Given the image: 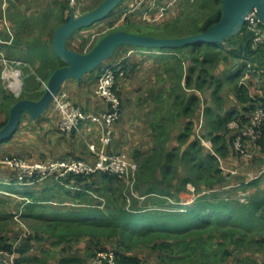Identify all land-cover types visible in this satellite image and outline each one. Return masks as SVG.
Masks as SVG:
<instances>
[{
  "label": "trees",
  "instance_id": "1",
  "mask_svg": "<svg viewBox=\"0 0 264 264\" xmlns=\"http://www.w3.org/2000/svg\"><path fill=\"white\" fill-rule=\"evenodd\" d=\"M125 1L121 5L125 4ZM209 1H212L213 11L195 33L187 35H200L221 19L223 0ZM121 5L110 16H115ZM204 7H207V5L204 4ZM70 16L71 14L62 23L67 22ZM181 18L177 17L174 25L167 27L164 29L165 31L163 30L164 34L162 36L157 35L154 38L186 37L183 35L184 31L180 26L183 23ZM261 27L264 28V25H261ZM133 47L122 46L113 55L116 59H121L119 62L125 72L123 78H118L117 74L118 79L114 91L119 100L121 99L122 80L131 77V74L139 65L129 57L131 51L129 49ZM142 49L161 52L160 56L142 54L144 59L147 58L148 60L156 57L157 59L166 60L167 58V61L163 60L166 64L171 61H178L181 68L180 73L172 77L169 88L154 96L158 106L169 104V111H164L161 108L156 109L155 119L151 123L155 147L152 150V156L149 155V158L145 159L144 162L142 160L143 163L139 168L137 182V187L141 190L140 197H144V199L131 197L129 208L126 203L127 198L123 192L121 195L116 193L117 188L115 185L120 183L123 186V181L109 174L96 173L89 177L71 175L63 178L62 183H59V187L61 192L67 194L70 202H61L57 200L58 197L55 195L52 198L49 197L52 196L50 193H46L47 197L45 196V200H42L45 203L44 205L39 203V198L35 197L34 194L29 195V197L23 196L25 193L20 191L18 185L23 186L24 184H20V181L17 182L18 174H14L10 185L0 183L1 192L9 197L16 195L23 198L19 205L21 211L18 213L23 221H39L47 224L51 229L47 233L50 235L48 238L41 235H29V237L22 239L20 245L15 246L14 243L9 241L8 236L3 234L18 215L8 211L10 203L7 209L5 208L7 201L0 196V249L5 254H15L16 264H51L38 253L34 255L32 253L38 243L50 241L51 239L55 240L54 244L57 245L73 241L71 244L72 249L69 252L72 255L60 257L56 263L52 264H85L102 252H113L117 264H144L145 255L139 253L138 247L134 244V241L137 242V240H133L134 238L150 237L155 233H184L191 230L192 232L204 231V229L221 230L232 226L229 224H235L241 230L229 235V237L224 235L222 237L224 241L217 243L222 246L224 242L229 240L231 247L218 253H209V251L204 250L206 256L210 257L207 264H264V260L259 259V254H261L259 252L264 250V200L255 198L249 204L247 203L249 199L247 195L245 201L242 202L240 192L234 194L223 188V184L227 182L221 170V159L229 154V145L232 146L237 157H242L233 146L234 139L240 131H235L236 133L229 139L230 131H234L228 128L229 123L236 121L243 130L251 124L256 108L264 106V100H254L249 97L245 86L239 87L238 83L233 84L244 76H248L249 74L246 71L264 76V43L259 46L254 45V35L244 26L238 36L232 37L224 44L200 43L174 49ZM201 49L205 51L202 52V55H199ZM183 50H189L190 55L193 56L191 57L193 65H190L188 70L185 71L181 65V58L177 56ZM177 52L178 54H176ZM166 54L172 57L163 58ZM172 54L176 55L173 56ZM53 55L52 61L49 60V63L43 64L48 66V64L51 65L52 62H55L56 70L64 67L65 64L54 52ZM230 59L238 60V66L235 68L232 66L230 73L220 78V66L215 65L220 61L226 62ZM104 64L89 75L97 74L99 80L103 71L116 63L109 64L105 62ZM169 67L170 65L165 66L166 72L170 70ZM115 68L113 69L115 70ZM225 83L235 85L234 91L237 93L240 109L228 107V102H226L222 93ZM0 84L4 85L1 80ZM2 88L0 86V95L3 101L5 100L9 104L5 106L7 113L5 118L0 121V131L7 125L12 107L18 101L26 99L12 100L6 95V90ZM206 88L213 89V107H205L201 96L198 94ZM121 109L120 101V117ZM201 116H205L207 121L206 123L203 121L202 125L199 121ZM175 123H177L179 131L174 136V129H170V127L172 128ZM262 131L257 146L261 147L262 152H264V125ZM15 133L3 143L10 141ZM202 139L211 141L212 150L203 145ZM174 140L177 144L172 147L169 143H174ZM247 143L245 141L246 147ZM90 154L94 156L91 152ZM181 167L189 170V174L186 175L188 177L184 179L178 178ZM100 178L109 184V188L105 191L97 186V179ZM189 183L195 184L198 195L191 205H183L180 199L174 196L176 193L180 195L182 192H186ZM175 189L176 191L172 192ZM223 193L231 195L220 199L217 194ZM211 194L214 195L209 199L208 195ZM53 199L55 200L53 201ZM173 199L176 200V203L170 202ZM235 217L239 218L238 222L233 219ZM245 222L251 224V226L246 225ZM253 223H258L259 228L254 227ZM245 231L249 233L256 231L258 235L255 238H250ZM86 238L95 245L93 246L90 243L91 245L86 250V253L90 252L91 254L81 255L73 252L74 241ZM251 247L254 249L257 247L258 249L257 252L255 251V258H251V254H244L248 253L246 250ZM153 250L152 253L154 254L159 252L158 250L162 251L163 253H159V257L162 258L164 257L163 254H166L165 252H174V244L172 242L156 243L153 245ZM219 256H221L220 263H216V257Z\"/></svg>",
  "mask_w": 264,
  "mask_h": 264
},
{
  "label": "crops",
  "instance_id": "2",
  "mask_svg": "<svg viewBox=\"0 0 264 264\" xmlns=\"http://www.w3.org/2000/svg\"><path fill=\"white\" fill-rule=\"evenodd\" d=\"M134 1L137 0H126L124 5L129 6L133 4ZM169 1L170 0H158V3L160 5H164ZM69 3L70 0H0V35H2L3 37H7V28H9L15 33V40L13 44L5 47V52L8 57L15 60H21L24 63L23 68L25 66H30L33 76L37 75L39 78L43 80L46 79L47 81H49L52 74L56 71V68L54 66L55 62H52L51 65L48 64V66L47 64L44 65L43 63H49V60L52 61L54 58V50L52 44L53 35L57 28L63 24V20H65L69 16L67 12V9H69ZM177 5L172 7L167 12L164 18H171L170 21L176 20L178 14L177 12L173 13V11H176ZM40 17L41 19H39L38 21L37 18ZM32 19L33 21H31ZM7 20L10 24L7 22ZM79 33H81L80 38L82 39L81 36L84 35L82 33V30ZM74 35L75 36H72L70 41H68L70 49L76 50L79 53H85V48L81 49V47H84L83 45H81V47L76 45V41L79 40V37L76 34ZM84 36L86 37V35ZM120 60L116 59V57L113 56L110 59L111 62H107L117 63ZM235 61L236 63L234 64V68L238 66V60ZM39 72H41L43 75L40 73V76L38 74ZM29 74L30 78H32L30 72ZM251 74L249 73V75L245 77V81L243 83H239L238 86H245L248 90V94L251 99L263 101L264 76ZM97 76V74H94L87 75L82 80H69L64 84L61 90L67 95L68 100L74 106L80 108L85 114L103 115L108 112V104L106 103V101L96 95V88L98 83ZM0 86L2 85L0 84ZM169 86L164 88L163 91L167 90ZM2 89H5L4 86ZM121 90V118L114 127V139L111 147L108 149V152L112 154H123L129 160L136 161L138 164H140V168L144 160L148 159L149 155L152 156L151 153L155 147V141L153 138L154 133L152 132L151 124L149 122V125H146V122L148 123V118H152V116L154 117L153 112L156 108L153 107V111L150 112L149 117H147V113L144 115L142 112L143 108L141 109L138 103H133L136 102V100L133 99L130 102V100L126 98L123 89ZM159 92H157V94ZM25 93L29 95L30 92L26 91ZM157 94H151L152 97L150 100V104L153 106H155V104L156 106H158V104L154 100V96H156ZM198 94L201 96L202 99V93L198 92ZM12 96L18 98L14 94H12ZM231 98L233 99L231 100ZM231 98L230 100L226 101L228 102V107L240 109L241 106L237 98V93L235 92V97L232 96ZM29 99L34 101L38 100L33 98ZM207 106H213V104L207 103ZM6 113L7 108L1 110L0 121L5 118ZM200 124H203V120L202 122H200ZM29 125L33 127L35 134L40 137L41 141H43L44 139L45 143H51V147L48 148L50 149L49 151H43L47 148H45L43 143L40 141L34 142V144L36 143L35 147H31L33 144L32 140L35 139V136L30 133H27L25 128ZM93 133L87 132L86 129H83L81 133L67 134L62 132L60 129V115L54 109L53 106L51 109L49 108L48 111L36 121L32 120L29 115L25 114L22 116L20 126L15 135L7 143L0 144V162L3 161L5 158L7 159L9 157H14L16 154H11L15 153L14 151L17 149L14 147L18 146V149L23 148L26 151H30L29 153L34 154L33 157L26 159L27 162L32 164L47 163L52 161L49 160L51 158L57 160L81 159L90 163H95V157L92 156L88 150V143H100L101 129L95 128ZM234 133L236 132L230 131L228 138H232ZM175 135L176 134L174 133V136ZM208 141L211 143L210 140ZM12 147L14 149H12ZM247 149L250 151L254 150L255 155L253 158H246L243 156L237 157L233 152L232 146L229 145V154L225 158L221 159V170L222 168H224L227 171L232 170L237 172L235 174H232L230 172H225L222 170V173L225 175L224 177L227 182L223 184V188L227 189L228 191H231L234 194L238 192H240V194L246 193L249 197L247 203L250 204V202L255 198H261L262 200H264V175L259 176L264 165V152H262L261 147H257L256 149H254V147L249 142L247 143ZM44 152H47L45 153V156L43 155ZM1 164H3V162H1ZM16 173L19 177L20 173L17 170L12 169L10 167L0 166V183L3 185H10L14 178L13 176ZM62 179L63 177L61 178L57 175L50 176L49 179L46 180V182L34 183L35 187H33V181H40V179L34 178L29 181H20V184L23 183L24 185H18V187L20 188V191L22 193H25L23 195L24 197H29V195L31 194H34L35 197H38L40 204L42 203L45 205L44 201L42 200H45V198L47 197L46 193H50V195L52 196L49 197L52 198L53 195H55L56 197H58L57 200L61 202H70V199L68 198L67 194L61 192V188L59 187V183H62ZM97 182V186H100L104 191L105 189L109 188V184L105 183L104 179H97ZM1 191L2 190L0 188V192ZM116 193L118 195H121L122 190L120 188L116 189ZM125 197L128 200V197H131V194L127 192V195ZM22 199L23 198H20V200ZM179 199L181 204L191 205L196 198L193 199L191 197H188L182 192ZM54 200L55 199H53V201ZM29 235L36 234L30 233ZM25 237L29 236L23 234L21 239ZM8 239L12 240L10 239V237H8ZM82 240V243L75 242V245L72 246L73 252H75L76 254L82 255L84 254V251L89 248L88 244L83 243L84 241L90 243L88 238ZM48 241L49 240L38 243L37 247L35 248V251L32 252L33 255L35 253H38L39 255L44 257V251L42 250L41 246L46 244ZM50 242L54 246H59L57 244H54L55 240L53 239H51ZM77 247H82L81 250L83 251H80V249ZM259 259H263L260 258V254Z\"/></svg>",
  "mask_w": 264,
  "mask_h": 264
},
{
  "label": "rangeland",
  "instance_id": "3",
  "mask_svg": "<svg viewBox=\"0 0 264 264\" xmlns=\"http://www.w3.org/2000/svg\"><path fill=\"white\" fill-rule=\"evenodd\" d=\"M104 0H70L69 3V9H67L68 15H74L76 17L82 16L92 10H94L95 8H97ZM178 4V5H177ZM177 8L176 11H173V13L178 14V17H182V24L180 25L183 32V35H185L186 37H191L194 35H187V34H193L195 33V31L201 27V25L207 20V16L213 11L214 7L212 4V1L208 0H179V3H177ZM204 4L207 5V7H204ZM124 4L121 5V7L119 8V12L115 15V16H110L108 18H106L105 20L96 23L95 25H93L92 27L86 28L82 30V33L84 35H86V37L83 35L81 36L82 39L80 38L81 31H78L77 33H75L76 35H78L79 40L76 41V45H78L79 47H81V45H83L85 48V53H88L93 47L94 45H96V43L103 38L104 36L117 32V31H127V32H131V33H135V34H141L144 36H157V35H163L164 32L163 30L166 29L169 26L174 25V23L176 22L175 20L170 21L171 18H163L162 20H159L157 22H150V21H143L141 18L143 11H140L138 13H135L133 15H128L126 17H122L123 15V9H124ZM155 13V12H153ZM43 18V17H42ZM38 21L40 18H37ZM165 20V21H164ZM33 21V19L31 20ZM30 21V23H31ZM36 21V19H35ZM7 22L9 23V21L7 20ZM10 24V23H9ZM12 31V30H11ZM165 31V30H164ZM13 32V31H12ZM14 33V32H13ZM15 35V33H14ZM75 36V35H73ZM95 36V37H94ZM184 38V37H183ZM28 39V37H27ZM77 39V38H76ZM75 39V40H76ZM70 41V40H69ZM67 48L70 49L69 46V42L67 43ZM127 49V48H126ZM130 51V58H132L134 61H136L139 65L138 67L135 69V71L132 73L131 77H127L126 79L122 80L121 84L122 87L121 89H123L126 98L130 100V102L135 99L136 102L133 103H138L139 106L141 107V109L143 108L142 112L145 115L147 113V117H149V113L152 112L153 107H155L156 109H163L164 111H169V104H165V105H159V106H153L150 104V100H151V94L152 93H156L157 92H161L163 91L164 88L169 86V82H172V77L178 73H180L181 68H180V62L178 61H171L168 64L170 65L169 67V71L166 72L164 71L165 66H169L168 64H166V62L168 59L166 58V60L164 59H157L156 57H152L150 59L147 60V58H142V54H146V56H160L161 52L159 51H152V50H145L139 47H133L132 49H129ZM203 51H205L204 49H201L199 51V55H202ZM178 54V52L176 53ZM176 54H172L173 56ZM197 54V55H198ZM169 54H166V56H163V58L165 57H172L171 55L168 56ZM196 55V54H195ZM177 56H179L181 58V65L182 68L185 70H188V67L190 65H193L192 62V55H190L189 50H183L182 53H179ZM175 56V57H177ZM122 57V56H119ZM164 60V61H163ZM58 62V61H57ZM111 62V61H110ZM164 62V63H163ZM109 63V62H108ZM184 63V65H183ZM236 63V61L234 59H230L226 62L220 61L218 62L215 66H220V71L219 75L220 78L224 77V75H226L227 73H230V71L232 70V66H234V64ZM109 64H113L109 63ZM105 65V64H104ZM172 66V67H171ZM173 68V69H172ZM23 73H24V77H23V85H24V92L23 94H21L20 97L15 98L12 96V93L7 89L6 87V83L3 81L2 76H1V81L4 83V85H2V87L4 86L5 90H6V95L9 96V98L16 99H22V98H33V99H40L42 97V95L45 92V85L48 84V81L45 79H41L39 78L37 75L32 74L30 66H25L23 69ZM229 71V72H228ZM32 75V78H30V74ZM41 72H39L38 74L41 76L40 74ZM246 73H250L251 71L248 72L246 71ZM254 74V73H253ZM251 74V75H253ZM43 75V74H42ZM245 77L241 78L238 82H235L233 84H239V83H243L245 81ZM30 78V79H29ZM247 82V80H246ZM233 84H228L225 83L223 88H222V93L224 96V99H226V101L230 100V98L233 96L235 97V91L234 90V86ZM26 91H29V95H27V93H25ZM159 92V93H160ZM212 92L213 89L212 88H206L203 92H202V100L203 103L205 105V107H207V103L213 104V97H212ZM228 96V97H227ZM233 98H231L232 100ZM140 100V102H139ZM7 101H3L2 100V96L0 95V112L2 109L5 108ZM212 106V107H213ZM52 108V106L50 107V109ZM156 109L153 112L156 113ZM159 111V110H158ZM137 112V111H136ZM141 114V115H143ZM165 114V113H164ZM162 115V114H161ZM121 118V117H120ZM155 119V117L152 116V118H148V123L146 122V125H149L153 122V120ZM206 121L205 116L204 117H200L199 121L202 122ZM181 123V122H180ZM177 123H175L173 125V127L170 129H174L173 133L177 134L179 131V127L176 125ZM178 127V128H177ZM176 128V129H175ZM27 133H30L32 135H34L33 137L35 139H33V144L31 147H35L34 142H42L44 147L47 148L46 150L43 151H49L50 149H48L49 147H51V143H45L44 139L43 141L40 140V137L37 136L34 132V129L32 126H27L26 128ZM207 133V130L205 131ZM94 134V133H93ZM92 134V135H93ZM207 143V147L208 149L212 148V145L209 141H206ZM28 144V143H27ZM175 144H177L176 142L172 143L170 142L169 145H171L172 147L175 146ZM29 145V144H28ZM30 146V145H29ZM170 146V147H171ZM17 150H15L13 154H16L14 157H9V158H5L3 161L5 160H9L13 159V158H22L23 160L25 159H29L31 157L34 156V154L29 153L30 151H26L23 148L18 149L19 147H14ZM12 147V149H14ZM44 152L43 155L45 156ZM49 160H57L54 158H51ZM1 161V162H3ZM0 162V166H5V167H9L6 164H1ZM48 163V162H47ZM32 164V163H31ZM189 174V170L185 167H181V172L178 175L180 179H184L188 176ZM49 177L47 179H43L40 181H35L33 182V187H35L34 183H44L46 182V180H48ZM17 181H20V177H17ZM178 183V182H176ZM179 184V183H178ZM177 184V185H178ZM138 183H136V186H134L133 188V192L135 194L141 195V190L140 188L137 187ZM56 187V186H55ZM115 187L117 189H121L124 196L127 195V192H129L131 194L130 190H125V186L120 183H117L115 185ZM188 189L186 192H183L185 195H187L188 197L191 198H196L198 195V190L195 186V184L189 183L188 184ZM139 189V190H138ZM170 191V190H169ZM175 190H173L172 192H175ZM182 194V193H181ZM180 195H176L174 196L175 198H179ZM212 195H208V198L210 199L212 197ZM219 195L220 199H223L231 194H227V193H223V194H217ZM0 196H2L6 201L7 204L5 205V208L7 209L8 204L10 203V206L8 208L9 212H13L14 215H18V213L21 211V208H19V205L21 203L20 198L21 197H16V196H6L4 195V193L0 192ZM132 197V196H131ZM171 203H176V200H171ZM130 208V200H127L126 202ZM187 205V204H186ZM11 207V209H10ZM183 211V210H182ZM235 219V222L239 221L238 217L233 218ZM241 222V221H240ZM246 225L251 226V224L245 222ZM254 227H258V223H253ZM182 225V224H181ZM231 227H227L226 229H207L204 231H186L184 233H171V234H167V233H155L153 235H150V237H140V238H134L133 240H137V242L134 241V244H136V247H138L137 249H139V253H142L143 255H145V260H144V264H207L209 262V258L206 256L205 251H209V253H218L220 251H222L223 249H227L229 247H231L230 241H226L224 242V245L222 244V246H219L217 243L224 241L222 239V237L224 235L228 236L229 235H233L234 233H237L241 230L240 227H237V225L235 224H229ZM214 228V227H213ZM245 229V228H244ZM50 228L48 227L47 224L36 221V222H26L23 221L19 215L15 217V219L13 220V222L10 224V226L8 227L7 231L3 234L6 235L8 237H10L9 240L11 241V243H14L15 246H18L21 244L22 239L21 237L24 235L29 236L30 233H35L36 235H43L45 237H49V233L50 232ZM20 235H19V234ZM247 235L250 238H255L258 235V232H253V233H249L246 232ZM60 235V234H59ZM215 236V238H214ZM132 240V241H133ZM82 239L81 240H77L74 242H79L82 243ZM162 243V242H172L174 244V252H165L166 254H163L164 257L160 258V254L159 253H163L162 251L158 250L159 252H155L152 253L153 250V245H155L156 243ZM73 243V241H68L63 243L62 245L59 246H54L53 244H51L50 241H48L46 244L42 245L41 248L44 251L43 256L46 257V260H48L49 263H56L58 258L60 257H67V255H72V253H69L71 248V244ZM84 244H88V246H90L91 244L84 241ZM93 246H95L94 244H92ZM146 248H144V247ZM79 248V247H77ZM176 248V249H175ZM80 251L82 247L79 248ZM205 250V251H204ZM258 250L257 247L254 248H249L248 253H244V254H251V258H255V251ZM257 252V251H256ZM264 250H262L259 253H263ZM98 253V252H97ZM84 254H91L90 252L86 253V250L84 251ZM82 254V255H84ZM258 254V253H256ZM245 256V255H244ZM42 257V256H41ZM240 257V256H237ZM248 257V256H247ZM43 258V257H42ZM260 258L264 259V253L260 254ZM212 259V258H211ZM239 259V258H238ZM221 260V256L216 257V263H220ZM249 260V259H248ZM230 260L228 259V262Z\"/></svg>",
  "mask_w": 264,
  "mask_h": 264
},
{
  "label": "built area",
  "instance_id": "4",
  "mask_svg": "<svg viewBox=\"0 0 264 264\" xmlns=\"http://www.w3.org/2000/svg\"><path fill=\"white\" fill-rule=\"evenodd\" d=\"M177 3H179V0H170L164 5H160L158 0H137L136 3L129 6L124 5L122 17L144 10L140 19L157 22L162 20L167 12ZM261 25L263 24L260 22L255 10L246 17L245 26L254 35V45L256 46L264 43V28ZM14 40L15 35L9 28H7V37L0 35V67L1 76L6 83L7 89L16 97H20L24 89L23 72L21 70L24 63L21 60L9 58L5 52V47L12 45ZM114 67H116L115 70L113 69ZM117 74L118 78H123L125 74L120 62L105 69L98 80L96 95L104 99L108 104V112L103 115L83 113L80 108L74 106L68 100L67 95L62 91L53 97L51 101V106L60 115V129L62 132L67 134L81 133L83 129H86L87 132L93 133L95 128L101 129L100 143H88L89 151L95 156V163L85 160H53L48 163L31 164L22 158H13L10 161H3V164L17 170L20 173V181H29L34 178L43 180L54 175L64 178L71 175L89 177L96 173H105L122 180L125 189L131 191L133 198L144 199V197H140V195L133 192V188L137 183L139 164L136 161L129 160L123 154L108 152L114 139V124L120 117V100L114 91L118 79ZM44 87L46 89L47 85ZM263 125L264 106L256 108L251 124L243 130L238 122L232 121L229 123L228 128L230 130L240 131L233 142L234 149L238 154L246 158L254 157V150H248L245 141L249 142L256 149L258 147L257 142L262 136ZM206 141L202 139V143L205 146H207ZM222 170L232 174L237 173L232 170L227 171L224 168ZM263 175L264 165L259 176ZM246 196L247 194L240 195L242 202L245 201ZM128 200L131 203V197H128ZM0 264H16V255L5 254L0 249ZM85 264H117V261L113 252H102L98 253L92 261Z\"/></svg>",
  "mask_w": 264,
  "mask_h": 264
},
{
  "label": "water",
  "instance_id": "5",
  "mask_svg": "<svg viewBox=\"0 0 264 264\" xmlns=\"http://www.w3.org/2000/svg\"><path fill=\"white\" fill-rule=\"evenodd\" d=\"M123 1L104 0L97 8L82 16L71 15L67 22L57 28L53 35V50L65 66L52 74L39 100L22 99L13 106L7 125L0 131V144L18 130L23 115H29L34 121L41 118L50 108L53 97L62 90L66 82L84 79L111 59L116 50L122 46L174 49L200 43L224 44L225 41L242 32L246 17L253 10L264 25V0H223L221 19L200 35L160 39L117 31L101 38L88 53H79L67 48L68 41L75 33L105 20Z\"/></svg>",
  "mask_w": 264,
  "mask_h": 264
},
{
  "label": "bare ground",
  "instance_id": "6",
  "mask_svg": "<svg viewBox=\"0 0 264 264\" xmlns=\"http://www.w3.org/2000/svg\"><path fill=\"white\" fill-rule=\"evenodd\" d=\"M254 11V10H253Z\"/></svg>",
  "mask_w": 264,
  "mask_h": 264
}]
</instances>
